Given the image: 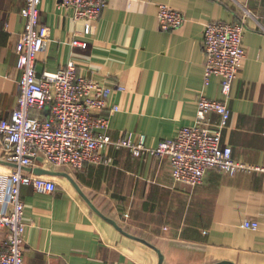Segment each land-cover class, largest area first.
<instances>
[{
  "label": "crops",
  "instance_id": "crops-1",
  "mask_svg": "<svg viewBox=\"0 0 264 264\" xmlns=\"http://www.w3.org/2000/svg\"><path fill=\"white\" fill-rule=\"evenodd\" d=\"M25 3L0 0V121L17 103L16 46ZM161 3L181 10L185 22L161 29ZM40 16L50 35L37 73L73 62L81 75L124 87L109 98L108 132L114 138L146 133L148 147L196 122L201 93L222 98L218 75L204 84L205 24L244 19L246 56L222 141L235 159L264 166V0H108L88 33L87 20L56 0H43ZM210 118L215 122L218 115ZM16 167L0 133V174ZM25 172L58 185L54 192L22 186L26 264H264V170L231 175L212 168L190 186L174 179L168 156L110 147L100 162L82 168L40 155ZM247 218L258 228L244 227ZM6 235L0 226V245Z\"/></svg>",
  "mask_w": 264,
  "mask_h": 264
},
{
  "label": "built area",
  "instance_id": "built-area-1",
  "mask_svg": "<svg viewBox=\"0 0 264 264\" xmlns=\"http://www.w3.org/2000/svg\"><path fill=\"white\" fill-rule=\"evenodd\" d=\"M43 0H26L21 9L24 30L17 42V68L21 72L17 103L10 117L0 121V133L7 158L17 167L0 174V226L7 235L0 245V264H26L24 259L25 203L23 185L39 192H54L58 185L53 178L25 172L42 155L59 166L82 168L86 163H98L103 151L110 147L126 148L132 155L168 156L176 181L195 186L205 180L207 172L217 168L234 175L242 171L264 170V166L246 163L233 157V148L223 144L222 136L231 118L229 100L232 88L246 56L245 22L209 21L205 24L204 84L211 77L221 78L222 98L198 97L196 122L178 129L172 138L162 139L158 146H147L146 133L133 131L114 138L109 131V98L115 89L92 77L81 75L75 63L56 71L37 73L38 56L49 42V26L42 22L40 5ZM74 9L76 19L87 20L85 32L91 31L89 21L98 19L108 0H56ZM160 28L171 30L185 22L184 13L166 3L159 4ZM250 14V11L247 10ZM73 44L87 45L73 39ZM113 105L111 110H118ZM211 113L218 115L212 121ZM243 226L257 229L259 222L245 219Z\"/></svg>",
  "mask_w": 264,
  "mask_h": 264
}]
</instances>
